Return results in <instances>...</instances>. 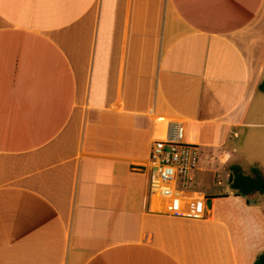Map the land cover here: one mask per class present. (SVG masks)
Wrapping results in <instances>:
<instances>
[{
  "label": "crops",
  "instance_id": "0c3cea01",
  "mask_svg": "<svg viewBox=\"0 0 264 264\" xmlns=\"http://www.w3.org/2000/svg\"><path fill=\"white\" fill-rule=\"evenodd\" d=\"M262 80L264 0H0V264H254L263 194L201 187L262 167ZM175 124L197 189L151 195Z\"/></svg>",
  "mask_w": 264,
  "mask_h": 264
},
{
  "label": "built area",
  "instance_id": "2783aa9c",
  "mask_svg": "<svg viewBox=\"0 0 264 264\" xmlns=\"http://www.w3.org/2000/svg\"><path fill=\"white\" fill-rule=\"evenodd\" d=\"M198 153L195 147L184 140V128L181 124L172 126L171 135L157 139L151 146L150 161L153 171L149 182L151 195L161 197H179L182 190L175 189L178 184L185 185L188 170L197 165Z\"/></svg>",
  "mask_w": 264,
  "mask_h": 264
},
{
  "label": "trees",
  "instance_id": "16d2710c",
  "mask_svg": "<svg viewBox=\"0 0 264 264\" xmlns=\"http://www.w3.org/2000/svg\"><path fill=\"white\" fill-rule=\"evenodd\" d=\"M258 89L264 92V80L258 85ZM230 173L233 175L229 184L230 189L236 196H248L254 193L264 194V175L255 167L248 174L239 165L229 166ZM254 264H264V251L261 252L254 261Z\"/></svg>",
  "mask_w": 264,
  "mask_h": 264
},
{
  "label": "rangeland",
  "instance_id": "374dc122",
  "mask_svg": "<svg viewBox=\"0 0 264 264\" xmlns=\"http://www.w3.org/2000/svg\"><path fill=\"white\" fill-rule=\"evenodd\" d=\"M256 129H258L261 132L264 131V128H256ZM263 137H264V134H263ZM252 144H254V142ZM197 153H198V151H197ZM263 153H264V148H263ZM199 155H198V158H197V160H198L197 161V165L194 168V170H188L189 172H188V174L186 176V179H185L186 180L185 185H186L187 188H182L180 185L177 184L175 186V189L182 190V191H189V190H194V189L196 190L197 189L196 188L194 171H196L197 169L202 167L200 164H202L204 158H207L208 153L207 152H205L204 154L200 153ZM222 158H224V161L226 163L230 162V159H228L227 157H222ZM244 162H246V161H244ZM253 167L254 166H252V165L249 166V169H247V172H250ZM255 168L263 170V174H264V161H263L262 167L258 166V167H255ZM228 169H229L228 164L227 165L225 164L224 168H222V171H220L221 172V177L220 178L215 179V176H212L208 181H204L203 182L204 184L201 187L202 191L204 193H206V194H209L212 191H222V190H224L225 187L228 184L227 179H226V174L229 173ZM218 180H221V184L220 185L218 184ZM206 184H207V186L208 185L210 186V184H212L211 185V189L207 188ZM263 198H264V194H263Z\"/></svg>",
  "mask_w": 264,
  "mask_h": 264
},
{
  "label": "bare ground",
  "instance_id": "6f19581e",
  "mask_svg": "<svg viewBox=\"0 0 264 264\" xmlns=\"http://www.w3.org/2000/svg\"><path fill=\"white\" fill-rule=\"evenodd\" d=\"M187 196H188V195H187ZM201 196H202V195L197 194V195L194 196V198H196V199H200V200H201ZM192 199H193V198H192ZM195 201H196V200H195ZM181 202H182V201H181ZM184 202H185V201H184ZM182 204H183V202H182ZM180 206H181V205H179V207H180ZM183 206H184V205H183ZM189 206H190V205H189ZM160 207H161V206H160ZM168 208H169V207H168ZM169 209H170V208H169ZM169 209H168V210H169ZM189 210H190V209H189ZM199 210H200V208H199ZM191 213H192V212H191ZM198 213H200V212H198Z\"/></svg>",
  "mask_w": 264,
  "mask_h": 264
},
{
  "label": "water",
  "instance_id": "95a60500",
  "mask_svg": "<svg viewBox=\"0 0 264 264\" xmlns=\"http://www.w3.org/2000/svg\"><path fill=\"white\" fill-rule=\"evenodd\" d=\"M232 177H233V175H232V174H230L229 183H231V181H232Z\"/></svg>",
  "mask_w": 264,
  "mask_h": 264
}]
</instances>
